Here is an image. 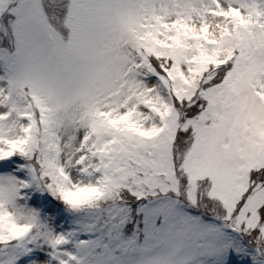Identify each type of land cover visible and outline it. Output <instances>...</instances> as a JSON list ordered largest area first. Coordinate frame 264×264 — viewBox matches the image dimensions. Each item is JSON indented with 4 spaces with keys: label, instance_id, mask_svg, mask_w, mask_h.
<instances>
[{
    "label": "snow or ice",
    "instance_id": "1",
    "mask_svg": "<svg viewBox=\"0 0 264 264\" xmlns=\"http://www.w3.org/2000/svg\"><path fill=\"white\" fill-rule=\"evenodd\" d=\"M0 264H264V0H0Z\"/></svg>",
    "mask_w": 264,
    "mask_h": 264
}]
</instances>
